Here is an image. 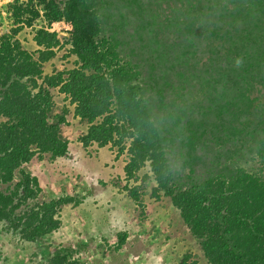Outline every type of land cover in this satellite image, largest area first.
<instances>
[{
  "label": "trees",
  "instance_id": "1",
  "mask_svg": "<svg viewBox=\"0 0 264 264\" xmlns=\"http://www.w3.org/2000/svg\"><path fill=\"white\" fill-rule=\"evenodd\" d=\"M39 5L49 27L72 28L66 43L79 67L45 75L64 46L47 28L37 32L35 52L16 38L21 28L0 36V184L8 186L0 191V225L38 243L60 229L64 206L81 203L62 197L30 205L42 190L25 172L11 187L35 157H70V110L57 109L51 93L59 89L88 126L85 148L118 147L119 158L131 142L126 175L149 164L156 196L171 199L209 264H264V93L256 87L264 88V0ZM9 9L16 25L32 27L41 17L32 0ZM203 43L207 60L195 59ZM191 89L206 91L204 110L185 111ZM130 195L140 201L137 190ZM125 242L122 236L118 249ZM45 264L82 263L60 248Z\"/></svg>",
  "mask_w": 264,
  "mask_h": 264
},
{
  "label": "rangeland",
  "instance_id": "2",
  "mask_svg": "<svg viewBox=\"0 0 264 264\" xmlns=\"http://www.w3.org/2000/svg\"><path fill=\"white\" fill-rule=\"evenodd\" d=\"M18 1L23 6L30 4V0H0L3 26L0 36L13 34L21 28L16 38L25 50L35 52L39 50L35 41L37 32L48 27L41 12L43 7L39 5L40 0H32L41 17L32 27H28L26 21L16 25L9 8ZM66 25L56 27L64 46L45 65V75L79 67L77 57L71 54V45L66 43L72 30ZM195 52V59L205 56L207 60L210 49L203 43L197 45ZM256 87L261 94L264 93L262 85ZM190 91L194 102L185 111L202 110L205 105L203 95L208 96L206 91ZM51 93L57 109L67 106L71 112V108H75L59 89H53ZM259 93L254 92V98L259 97ZM69 120L70 127L65 134L70 141V157L56 160L49 155L35 157L16 173L11 187L22 180V172H25L38 179L42 190L38 200L31 201L30 205L62 197H72L81 203L64 206L60 229L38 243L24 242L9 232L4 224L0 225V264H45L51 253L60 248L68 249L70 255L82 264H182L185 257H189L187 264H209L171 199L160 192L156 196L157 182L149 164L134 178L126 175L131 142L125 143L126 151L119 158L118 147L93 145L85 148L80 137L87 132L88 126L71 115ZM7 188V185L0 184V191ZM134 189L140 197L139 202L130 195V190ZM122 236L126 237V242L118 249Z\"/></svg>",
  "mask_w": 264,
  "mask_h": 264
},
{
  "label": "built area",
  "instance_id": "3",
  "mask_svg": "<svg viewBox=\"0 0 264 264\" xmlns=\"http://www.w3.org/2000/svg\"><path fill=\"white\" fill-rule=\"evenodd\" d=\"M62 25H64V26L67 27V25H66L65 22H58V23H53V24H51V26H50V27L48 26L47 29H48V30H52V31H54V32H56V33H59L60 31L57 30L56 27H58V26H62ZM66 27H64L65 30H67ZM68 30H70V29H68Z\"/></svg>",
  "mask_w": 264,
  "mask_h": 264
},
{
  "label": "crops",
  "instance_id": "4",
  "mask_svg": "<svg viewBox=\"0 0 264 264\" xmlns=\"http://www.w3.org/2000/svg\"><path fill=\"white\" fill-rule=\"evenodd\" d=\"M74 107V106H73ZM70 115L71 116H73V118H76L75 117V115H74V108H71V112H70ZM69 115V116H70ZM69 116L67 117V122L69 123V126L67 127L68 129H69V127H70V120H69ZM77 121H79L80 122V119L79 118H77ZM81 123V122H80Z\"/></svg>",
  "mask_w": 264,
  "mask_h": 264
},
{
  "label": "clouds",
  "instance_id": "5",
  "mask_svg": "<svg viewBox=\"0 0 264 264\" xmlns=\"http://www.w3.org/2000/svg\"><path fill=\"white\" fill-rule=\"evenodd\" d=\"M237 63H239V61H237Z\"/></svg>",
  "mask_w": 264,
  "mask_h": 264
}]
</instances>
